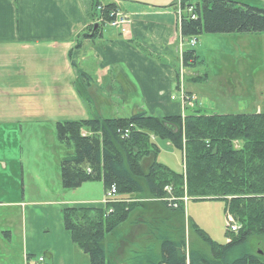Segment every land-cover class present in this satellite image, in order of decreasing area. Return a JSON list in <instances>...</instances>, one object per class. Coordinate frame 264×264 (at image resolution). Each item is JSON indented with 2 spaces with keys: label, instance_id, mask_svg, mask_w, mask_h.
<instances>
[{
  "label": "trees",
  "instance_id": "1",
  "mask_svg": "<svg viewBox=\"0 0 264 264\" xmlns=\"http://www.w3.org/2000/svg\"><path fill=\"white\" fill-rule=\"evenodd\" d=\"M180 5L184 10L180 32L186 38L264 31V7L235 0H200L196 4L180 0ZM117 8L114 2L102 6L101 0H93L90 16L109 21L110 12ZM98 33L90 24L82 40L96 38ZM200 61L193 49L182 53L185 67H196ZM185 110L184 115L138 111L128 117L58 122V140L69 149L60 161L62 187L76 188L96 180L102 181L105 189H117V200L103 206L63 208L65 228L75 245L89 255L91 264H120L108 258L105 238L128 220L143 199L159 200L184 215L182 200L177 207L165 200L167 185L176 197L224 199L226 211L240 228L229 232L227 242L219 243L190 222L191 231L207 249L190 243L187 251L183 227L176 237H165L161 260L150 264H264V252L249 248L252 238H264V111L219 114L207 113L199 106ZM157 139L168 141L183 154L184 172L158 160Z\"/></svg>",
  "mask_w": 264,
  "mask_h": 264
},
{
  "label": "crops",
  "instance_id": "2",
  "mask_svg": "<svg viewBox=\"0 0 264 264\" xmlns=\"http://www.w3.org/2000/svg\"><path fill=\"white\" fill-rule=\"evenodd\" d=\"M92 1L0 0V69L7 70L0 72V79L8 83L12 80L14 74L10 72V68L15 69L18 53H36L37 47L44 46L42 52L60 53L67 63L72 59L78 75L80 72L87 84L96 80L104 85L111 80L115 85H119L118 78H123L126 85H136L142 100L147 102L151 115L184 114L186 110L177 97L181 89L190 96L198 95L199 108L207 113L239 114L264 111V104L258 101L248 104L243 102L236 108L228 103L227 110H216L221 107L216 97L222 93L223 83H217V88L212 93L213 88L208 84V72H200L197 75L193 69L181 66L182 53L191 47L186 45L189 38L183 37L180 32L177 16L179 4L158 5L140 1L101 0L103 4L116 3L119 9L131 16L128 29L122 32L119 28L105 23L99 27L96 38L82 40L87 27L95 22L90 16ZM81 40L82 45L75 48ZM201 62L202 65L199 66L205 64V61ZM190 81H200L198 93L197 89L189 84ZM175 95L176 98H173ZM141 108L138 111L147 112V108ZM157 143L159 145L158 140ZM164 143L174 149L168 141ZM36 157L40 159L44 155L39 154ZM182 158L184 172L183 154ZM38 159L32 161L40 166ZM48 160L50 161V157ZM21 163L19 173L14 162L10 160L8 171L15 176L21 174L22 192L19 196H16L19 192H8V179L0 181L1 191L8 195L15 194L14 199H0V211L10 208L14 212L17 211L21 217L18 227L21 235V263L40 264L37 262V256L44 254L49 264H91L89 255L75 245L70 232L65 228L62 212L64 207L72 205L103 206L102 195L95 198L97 203H93L95 200L92 199L69 197L77 192H61V167L58 173L59 168L54 170L52 163L49 165L53 170L52 190L59 189V192H42V177L37 175L32 177L31 181L40 192H36L38 195L28 193L27 167L26 163ZM8 167V161L0 159V174H4ZM29 171H33L32 163L29 164ZM47 180H50L48 174ZM142 202L131 212L127 221L106 236L109 259L117 260L120 264H150L160 261L165 237H176L177 230L182 232L183 227L188 244V232L190 238L191 229L186 210L182 215L180 211L171 209L159 200L143 199ZM8 231L10 242L12 236L10 230L6 233Z\"/></svg>",
  "mask_w": 264,
  "mask_h": 264
},
{
  "label": "rangeland",
  "instance_id": "3",
  "mask_svg": "<svg viewBox=\"0 0 264 264\" xmlns=\"http://www.w3.org/2000/svg\"><path fill=\"white\" fill-rule=\"evenodd\" d=\"M127 1L178 5L180 0ZM191 1L196 4L200 0ZM235 1L264 7V0ZM189 39L186 45L196 51L201 61H205L203 66H199L202 65L201 62L191 69L197 75L200 72H208V84L213 88L212 93L217 88V83H223L222 93L216 97L222 108L216 110H227L228 103L233 104L234 108L243 102L248 104L258 101L264 104V31L203 33L195 37L193 45L190 44ZM37 49L36 53H33L35 51L28 54L18 53L15 69L10 68V72L14 74L12 80L8 83L0 79V159L7 160L9 164L6 172L0 174V181L8 179L6 183L10 187L8 192H19L16 196L22 192L21 174L15 176L8 172L10 160L14 162L19 173L21 162L26 163L28 193L38 195L36 192H40L39 189H35L31 181V178L37 175L42 177L40 183L44 187L42 192H59V189L52 190L53 170L49 165L52 163L54 170L59 168L58 173H60L61 158L69 149L58 140L56 128L58 122L96 117H128L142 109L141 107L147 108L148 114L151 113L136 85H126L123 78H118L119 85H115L111 80L104 85L96 80L87 84V80L80 72L78 75L72 59L67 63L65 58H61L60 53L42 52L44 46H39ZM0 72L7 70L0 69ZM78 76H80L79 80ZM199 83L200 81L189 83L197 89V93ZM191 97L186 102V107L199 106V96ZM209 98L213 99L211 96ZM157 140L160 146L158 160L172 169L182 171V153L165 146V141ZM39 154H43L44 157L38 159L36 156ZM33 159H38L40 166L36 165ZM30 163H32V172L29 171ZM47 174L50 180H47ZM60 190L77 192L69 197L92 200L101 195L103 198L105 192L102 182L96 180L85 182L80 187L70 189L62 187ZM172 195L175 196L173 192ZM14 197L15 194L8 195L0 190L1 200L7 201ZM92 202L97 203L96 200ZM11 210L4 208L0 211V264H22L23 260L21 235L18 230L21 217L17 211ZM185 210L190 222L196 223L214 241L219 243L228 241L230 221L224 199L189 198ZM7 230L11 231L10 242V232L6 233ZM189 233L188 250L190 243L192 247L200 245L204 250L207 249L206 244L200 242L192 231L189 238ZM249 248L255 251L260 248L264 252V238H252L249 241Z\"/></svg>",
  "mask_w": 264,
  "mask_h": 264
},
{
  "label": "built area",
  "instance_id": "4",
  "mask_svg": "<svg viewBox=\"0 0 264 264\" xmlns=\"http://www.w3.org/2000/svg\"><path fill=\"white\" fill-rule=\"evenodd\" d=\"M189 12H192L193 7L190 6L188 8ZM178 15L179 17L181 16V10L178 11ZM110 17L111 20L108 21V24L110 26L113 27H117L120 28L123 32H125L127 30V25L130 23L131 21V17L124 13L123 11L116 9L110 12ZM192 17L194 18V15L192 14ZM195 41L192 40V43H194ZM181 100L183 103H185L186 101L190 100V98H188L189 96H187L184 92H181ZM129 130L126 129V134H128ZM165 190L169 193V196H167L165 199L167 201H169V204L177 207V200L179 199H184L185 201L187 200V197L184 198H177L175 196L172 195V188L170 186H166ZM116 195H117V189L115 186H111L107 189L103 202L104 203H109V202H113L116 200ZM228 220L230 221V230L233 232H237L239 230V225L237 223H235V220L233 218V216L228 213ZM38 262H40V264H48L46 262V258L44 255H39L37 258Z\"/></svg>",
  "mask_w": 264,
  "mask_h": 264
},
{
  "label": "water",
  "instance_id": "5",
  "mask_svg": "<svg viewBox=\"0 0 264 264\" xmlns=\"http://www.w3.org/2000/svg\"><path fill=\"white\" fill-rule=\"evenodd\" d=\"M97 26H98V25L96 24L95 28H97Z\"/></svg>",
  "mask_w": 264,
  "mask_h": 264
}]
</instances>
